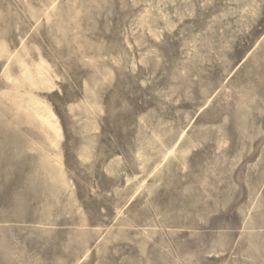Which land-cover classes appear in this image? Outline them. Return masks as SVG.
<instances>
[{"label": "rangeland", "instance_id": "1", "mask_svg": "<svg viewBox=\"0 0 264 264\" xmlns=\"http://www.w3.org/2000/svg\"><path fill=\"white\" fill-rule=\"evenodd\" d=\"M0 264H264V0H0Z\"/></svg>", "mask_w": 264, "mask_h": 264}]
</instances>
